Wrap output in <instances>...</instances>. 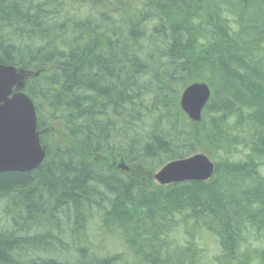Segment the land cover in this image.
<instances>
[{
  "label": "trees",
  "instance_id": "16d2710c",
  "mask_svg": "<svg viewBox=\"0 0 264 264\" xmlns=\"http://www.w3.org/2000/svg\"><path fill=\"white\" fill-rule=\"evenodd\" d=\"M0 63L38 71L37 128L64 133L40 135L36 169L0 173V264H264V0H0ZM196 79L212 96L192 122L178 96ZM200 149L208 181L153 182ZM94 220L130 250L102 255Z\"/></svg>",
  "mask_w": 264,
  "mask_h": 264
},
{
  "label": "water",
  "instance_id": "95a60500",
  "mask_svg": "<svg viewBox=\"0 0 264 264\" xmlns=\"http://www.w3.org/2000/svg\"><path fill=\"white\" fill-rule=\"evenodd\" d=\"M30 75L13 65L0 63V173L24 172L37 167L45 150L39 143L36 115L31 99L21 90ZM17 91L12 92L13 89ZM210 96L204 82L188 84L181 92L179 105L192 121H199ZM118 167H123L121 164ZM213 163L203 153L175 159L160 168L153 178L161 185L184 180L202 181L213 172Z\"/></svg>",
  "mask_w": 264,
  "mask_h": 264
},
{
  "label": "rangeland",
  "instance_id": "374dc122",
  "mask_svg": "<svg viewBox=\"0 0 264 264\" xmlns=\"http://www.w3.org/2000/svg\"><path fill=\"white\" fill-rule=\"evenodd\" d=\"M57 128V127H56ZM58 129V128H57ZM59 130V129H58ZM64 133H61L60 130V138L62 139ZM204 150V149H203ZM204 152H207L206 150ZM262 172L264 173V167L262 168ZM142 173V169L140 167H133V172L132 174H137V175H141ZM158 216V215H157ZM159 218V216H158ZM157 219V218H155ZM97 220H94L91 225H89L90 228V236L93 239V242L96 244V249H98V251L100 253H102V255H107V254H118L120 252H124V250L126 249L125 247L121 246V242H118L117 240H114L111 236L105 237L102 236L98 230V224L97 222H95ZM155 222V220H154ZM6 223V222H5ZM4 224V221L0 220V226ZM64 225H61V227H63ZM65 228V227H64ZM177 229L175 231H172L169 234V238L170 239H177L178 242H180V245L182 244L181 242L185 241L186 238V234L184 233V228L183 226H177ZM55 234H57V231H54ZM63 237V236H62ZM64 238V237H63ZM195 238H198L201 242H200V246L207 248L206 251H203L204 255H206L208 258H213L214 254L216 253L217 250H213L210 246V244L212 245L214 243L213 239L210 238L209 236H202L200 237L199 235L196 236ZM250 237H248L247 239H249ZM56 246H59V243L57 242L56 239H54ZM253 245L263 248L264 247V237L262 240H257L255 242H252ZM74 246V244H69L66 246V248H63L64 250H69L71 249V247ZM105 249V250H104ZM67 251V252H69ZM175 251V250H174ZM67 252L63 251V253L61 254L62 257H65L64 255L67 256ZM73 252V251H72ZM152 253V252H151ZM181 255L183 253H180ZM60 255V254H59ZM34 256V254H33ZM115 256V255H114ZM130 255L126 258V260L128 261V264H139L141 262H137V263H133L131 262V260L129 261ZM151 260V259H150ZM207 260H213V259H207ZM207 260H205L204 262L207 263ZM156 264H164L163 262L159 261L156 258ZM214 264V263H212Z\"/></svg>",
  "mask_w": 264,
  "mask_h": 264
},
{
  "label": "flooded vegetation",
  "instance_id": "af4514ba",
  "mask_svg": "<svg viewBox=\"0 0 264 264\" xmlns=\"http://www.w3.org/2000/svg\"><path fill=\"white\" fill-rule=\"evenodd\" d=\"M138 261L142 262V264H148V263H146V262H143V260H138ZM126 262L128 263L127 260H126Z\"/></svg>",
  "mask_w": 264,
  "mask_h": 264
}]
</instances>
